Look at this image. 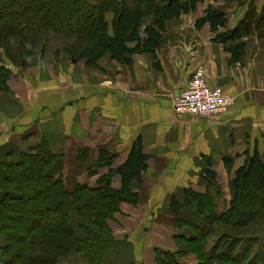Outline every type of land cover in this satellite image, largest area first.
Here are the masks:
<instances>
[{"label":"crops","instance_id":"1","mask_svg":"<svg viewBox=\"0 0 264 264\" xmlns=\"http://www.w3.org/2000/svg\"><path fill=\"white\" fill-rule=\"evenodd\" d=\"M250 1H201L195 12L167 21L157 59L135 54L131 65L110 54L94 66L49 54L44 62L18 68L0 50V64L13 69L10 90L0 91V167L47 140L58 158L53 173L68 189L96 187L125 163L141 137L147 168L136 188L138 202H123L115 215L109 259L159 264V251H185L183 240L206 224L189 190L209 194L221 215L233 199L236 171L255 152L264 155V36L244 34L236 42L245 43V53L235 61L226 45L214 40L209 23L196 26L212 4L227 12V28L236 29ZM254 1L260 14L264 0ZM152 21L143 19V28ZM198 69L211 87L235 97L228 111L185 115L174 110L173 95L187 89ZM102 152L111 154V164L100 163ZM112 184L122 187L119 173L112 175ZM179 260L198 263L194 254Z\"/></svg>","mask_w":264,"mask_h":264},{"label":"trees","instance_id":"2","mask_svg":"<svg viewBox=\"0 0 264 264\" xmlns=\"http://www.w3.org/2000/svg\"><path fill=\"white\" fill-rule=\"evenodd\" d=\"M201 1L0 0V50L18 68L44 62L49 54H67L91 66L106 54L126 65L133 64L135 54L152 53L157 59L167 21L195 12ZM148 16L153 21L143 28ZM228 21L226 11L210 4L196 26L209 23L214 40L238 61L245 43L236 41L254 32L264 36V8L259 14L252 0L236 29H228ZM12 73V67L0 64V91L10 90ZM110 157L102 152L100 163L111 164ZM57 159L44 140L1 165L0 264H114L109 251L115 242V215L123 202H138L136 188L147 168L142 138L134 142L125 163L96 187L68 189L53 173ZM115 173L122 177L120 189L112 184ZM233 187L230 207L221 215L209 194L189 190L206 224L183 240L185 251H159V264H184L179 259L192 254L197 264H264V232L239 234L259 219L264 223V155L255 152L236 171ZM172 204L177 212L178 202Z\"/></svg>","mask_w":264,"mask_h":264},{"label":"built area","instance_id":"3","mask_svg":"<svg viewBox=\"0 0 264 264\" xmlns=\"http://www.w3.org/2000/svg\"><path fill=\"white\" fill-rule=\"evenodd\" d=\"M234 102L235 97L208 84L203 69L195 72L186 90L173 95L174 110L185 115H218L228 111Z\"/></svg>","mask_w":264,"mask_h":264},{"label":"rangeland","instance_id":"4","mask_svg":"<svg viewBox=\"0 0 264 264\" xmlns=\"http://www.w3.org/2000/svg\"><path fill=\"white\" fill-rule=\"evenodd\" d=\"M109 19H111V16H109ZM147 19H149V18H147ZM181 19H190V17H183ZM3 54H4V52H3ZM0 174H1V177H4V175H5L4 171H2V167H0ZM263 232H264V223H263V220L259 219V220H257L256 223H253L247 230H245V232H241L239 234L248 235V234H254V233L259 234V233H263ZM242 235H240V236H242ZM187 261H190V259H187Z\"/></svg>","mask_w":264,"mask_h":264}]
</instances>
